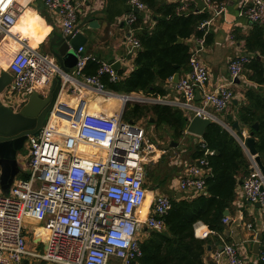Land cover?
<instances>
[{
  "label": "built area",
  "instance_id": "1",
  "mask_svg": "<svg viewBox=\"0 0 264 264\" xmlns=\"http://www.w3.org/2000/svg\"><path fill=\"white\" fill-rule=\"evenodd\" d=\"M88 1L43 0L47 9L56 11L64 36L73 33L78 12ZM128 3L131 11L126 23L131 29L126 41L131 51H137L140 43L132 31L136 21L133 9L144 11L146 8L140 0H128ZM205 3L216 13L223 6L217 7L209 0ZM21 10L16 0H0V38L7 36L19 46L8 65L11 83L3 92L17 109L27 102L29 92L42 95L56 76L62 77V86L71 85L73 92L88 86L98 94L112 96L101 82L104 75L111 82L117 80L110 65L92 59L97 65L96 73L84 75L82 69L87 59L79 56L75 67L79 78L71 80L52 58L30 47L28 38L21 32L14 33ZM184 11L182 7L176 9L177 14ZM239 16L249 23L264 26V0H244ZM210 22L211 19L204 21L199 29L207 30ZM203 42V38L196 39L197 45ZM81 51L79 48L78 52ZM249 61L247 55L234 57L227 67L230 83L206 91L210 73L199 51L193 47L188 71L179 76L176 84L181 100L171 105L201 118H209L206 108L226 111L236 97L229 86L234 85V79H239ZM196 91L200 94L199 106L194 104ZM78 117L77 120H74L75 115L68 117V126L75 130L73 137L59 131L60 121L50 124V120L37 136H27L28 178L14 181L7 194L0 192V264H21L26 256L49 264H136L141 257L137 233L142 225L154 232L164 230V217L171 207V199L166 195L153 198L143 222L135 214L147 197L144 154L153 149L145 129L118 116L80 113ZM76 143L97 146L102 152L77 155L74 153ZM199 147L202 156L189 165L188 177L180 181L182 192L198 194L204 190L207 157L212 156L213 151L202 141ZM254 158L250 156V172L240 185V197L243 202L250 205L257 202L260 209H264V176ZM30 219L37 224L30 223ZM226 222L224 218L223 223ZM246 228L250 230L251 225L247 224ZM39 229L45 231L46 239L39 236ZM27 236L36 242L45 241L43 253L28 250ZM261 246L259 259L263 260L264 239ZM221 259L226 264H245L234 244L223 243L222 251L215 250L212 262Z\"/></svg>",
  "mask_w": 264,
  "mask_h": 264
},
{
  "label": "crops",
  "instance_id": "2",
  "mask_svg": "<svg viewBox=\"0 0 264 264\" xmlns=\"http://www.w3.org/2000/svg\"><path fill=\"white\" fill-rule=\"evenodd\" d=\"M16 1L22 6V10L18 15L13 32L25 33L28 36L27 38L30 47L42 55L49 56L56 62V60L49 54L48 50L50 43L54 41L55 37L62 34L60 30L59 17L56 11L47 9L44 6L43 0ZM157 1L167 4H178L179 8H185V11L183 12L185 14H189L191 12L197 13L203 10L209 11L211 15V22L207 27V31L212 34L211 44L197 45L196 39L194 38H190L185 42L189 46L190 50L195 47L199 51V56L201 57L202 55L201 59L209 70V80L205 84L206 91H214L217 89V87L221 85H228L230 83L227 67L229 62L234 57L239 54H243L249 56L251 59L256 55L249 54L244 49L243 37L247 36L251 30V23H249L244 17L239 16L240 7L244 0H228L225 4H223L219 13H216V11L213 9L209 10L206 6L205 0ZM134 10L135 9H133V12ZM130 11L131 7L128 3V0H89L83 7H81L78 12L77 23L75 25V28L79 27L77 32H79L85 39L80 56L86 58L87 62L91 61L92 59H96L110 66L114 63H119L118 70L115 71L116 76L117 73L120 72V76L124 77L134 70V59L140 48L137 51H131L126 41L128 31L131 29L126 23V17ZM135 14H138V17L140 18L138 27L136 29L132 28L134 37L136 38L137 31L141 29H144V32L152 30L154 26V19L151 15V12L148 10H137V13ZM262 27L264 29V26ZM18 48V44L9 37L5 36L0 38V79L2 76L8 75L10 83L12 75L8 71V65L10 59L18 50ZM77 60L78 56L76 54L75 65L71 69V76H68L71 77V80L79 78L75 74ZM258 60L264 66V57L258 56ZM56 64L58 65L57 62ZM83 74L85 75V73ZM247 74L248 70L244 68L241 76L238 79V82H241V84H234H240L238 88L236 86L234 89L236 93V104H233L232 102V105L224 112H216L212 108L205 109V111L209 114V119L212 122L222 126L234 137H236L237 131H232V125L227 123L226 119L230 116L234 117V113L238 106L243 103L242 93L246 89L254 87V84L248 80ZM9 85L6 87V90L9 88ZM157 85L162 86L166 90V94L164 96H154L151 94H143L142 92H132L129 95L117 96V94L108 91L112 93V96L116 97L112 98V100L115 102L117 108H113L112 106L108 105V102L111 100L110 98L112 96L98 94L88 86H82L78 91L75 92L72 91L71 85L65 86V89L62 86L59 99L57 101L65 105L66 109L68 108V110H65L66 112H62V114H58L53 110L49 119V123L52 124L60 121L61 125L59 126V131L67 136L73 137L75 130L68 126L67 122L70 120V118H66L67 116L70 117L76 115V112H79V114L93 113L101 114L106 117L118 116L122 120V114L126 105H123L125 98H127L126 102L134 101L133 99H139L134 98L133 96L142 97V99L139 101L135 100L136 103H145L143 100H148L151 104H163L178 109V107L171 105V103L177 104L181 100L180 96L176 92V84H173L171 80H166L164 83L158 81ZM49 87L46 91H44V93H42L44 97L47 95ZM258 90L260 91L261 88H258ZM33 93L35 92L28 93V99ZM0 97L4 105L13 109H17L14 106L13 101L6 98L3 93ZM119 97L124 99L123 102L120 101ZM63 117L66 118L64 124L62 121ZM78 118L79 117L74 118V120H77ZM139 121L133 123L140 124ZM149 122L151 123V119ZM150 127L154 129L153 125ZM241 131L243 138L246 140L249 131L245 128H242ZM154 133V135L147 133L148 140L153 146V149L150 153H145L144 158L147 162V168H158L160 172L159 174L155 175L154 179L149 180V184L146 185L147 201L144 205V208H140L135 213L137 219L140 222H143L147 217L150 204L155 196L166 195L171 200H178L181 197L196 194L180 191L179 183L188 177V167L195 160L194 157L196 154V148L202 141V138L187 134L184 131V135L175 143L176 146H171L170 144H172V140L167 134V129L159 128L157 131L154 129ZM242 144L244 145V143H241V145ZM243 145L242 147L244 154L250 162V155ZM77 152L97 154L101 151L94 145L79 143L74 150L75 154H77ZM17 163L19 167L17 176H20L21 178H16V176L13 182L23 179L24 175L27 174V157L23 158L21 152L17 155ZM207 177L208 174L205 176V179ZM235 192L237 197L232 202L230 210H225L228 212V216H225V218H227V222L223 223L222 220V223L224 224L223 237L229 240L230 244L237 246L240 256L245 261V264H257L260 260L259 251L262 248L261 241L264 239V209L256 207L255 204L250 205L243 202L240 197V185H238ZM198 195H200V193H198ZM143 213H145V216L141 215ZM140 218L144 219L141 220ZM247 224L251 225L250 230L246 228ZM150 232L151 231L145 225H142L141 229L137 233V239L139 242L141 243L146 240ZM213 234V232L208 230V228L200 222L194 225V236L196 238L204 239L207 236ZM26 242L27 248L30 252H36L31 248L40 245H42L43 250L45 249V241L40 243L32 239V241L27 240ZM255 243L259 244L257 254H254L253 250V245ZM215 250H217V246L215 248H210L209 251L206 249L203 258L205 264H209L210 262L213 264H226L224 259L219 260L217 263L212 262V255L214 254ZM21 264L49 263L38 261L26 256L24 257Z\"/></svg>",
  "mask_w": 264,
  "mask_h": 264
},
{
  "label": "trees",
  "instance_id": "3",
  "mask_svg": "<svg viewBox=\"0 0 264 264\" xmlns=\"http://www.w3.org/2000/svg\"><path fill=\"white\" fill-rule=\"evenodd\" d=\"M154 19L152 30L136 32L140 43V51L134 59L135 69L127 76L117 73V80L111 82L106 75L101 78L106 91L115 94L129 95L132 92H142L154 96H164L166 90L157 85L171 80L174 74L188 71L190 48L185 43L188 39H201L203 44L212 42V34L206 29H199L204 21L211 19L209 11L177 14L178 4H167L157 0H140ZM228 0H209L215 6L223 5ZM136 21L132 25L136 29L140 18L135 14ZM182 39L178 44L177 40ZM244 49L249 54H256L245 66L247 78L254 87L242 93L243 103L238 106L234 117L226 119L231 125L237 122L240 130L236 137L217 123L212 122L204 131L202 142L213 151L207 157L208 177L205 179L204 195H187L178 200H171V207L164 217V230L151 231L149 236L140 243L141 257L136 264H205L204 254L207 247L215 248L230 241L223 237L225 218L224 211L230 210L236 199V188L250 172V163L244 154L241 143L245 142L242 128L253 132L254 149L264 166V66L258 56L264 57V29L258 24H251V30L243 37ZM97 65L88 61L82 72L85 75L96 73ZM119 75V76H118ZM258 88H261L259 91ZM108 105L117 108L110 100ZM186 114L177 108L163 104H126L122 120L137 122L141 119H151L155 131L159 128L168 130L172 144L183 135L188 124ZM258 123L256 130L252 126ZM241 142V143H240ZM77 146V144H76ZM78 150V149H77ZM199 144L194 159L202 156ZM78 155L82 152H77ZM164 161V160H163ZM146 168L148 180L159 174L158 168ZM28 175H24L26 180ZM147 201V199H146ZM202 223L213 232L204 239L194 236V225ZM263 260L257 264H264Z\"/></svg>",
  "mask_w": 264,
  "mask_h": 264
},
{
  "label": "water",
  "instance_id": "4",
  "mask_svg": "<svg viewBox=\"0 0 264 264\" xmlns=\"http://www.w3.org/2000/svg\"><path fill=\"white\" fill-rule=\"evenodd\" d=\"M134 12L137 13V10L135 9ZM78 28L79 27L74 28L73 33L70 35H57L48 47L49 54L56 60L59 69L65 76H71V69L76 62V54L78 57L80 56L78 49L82 48L85 42L84 37L77 32ZM181 42V39L177 40L178 44ZM118 67L119 63L111 65V69L114 71H117ZM178 79L179 74H174L171 81L173 84H177ZM62 82V77L56 76L52 79L48 93L45 97L35 92L20 109H13L4 105L0 97V189L3 194L8 193L14 178L19 172L17 155L25 147L27 136H37L42 127L49 120L53 110L58 114H62V112L64 113L68 110L65 105L57 101L62 88ZM9 83V76H2L0 79V96L6 90ZM238 83V79H234V84ZM63 88L65 89V86H63ZM126 101L127 98H125V102ZM195 101H200V94L198 91L195 92ZM125 102L123 105H125ZM236 102L237 101L234 99L233 104H236ZM75 116L77 118L79 112H76ZM66 118H68V116ZM186 120L188 124L185 132L199 138L203 137L206 127L212 123L209 118H201L194 112H190L187 115ZM257 127L258 123H255L252 126V129L256 130ZM231 129L235 132L239 130L237 122L232 124ZM252 134L253 132H249L248 137L244 142V147L250 156H255V162L264 176V166L255 152L254 140L251 138ZM170 145L176 146L175 143ZM241 184L242 182L239 183V185ZM262 190L263 189L261 188V191ZM199 193L200 195H203L204 190H201ZM255 206L259 207V204L256 202ZM224 216H228L227 211L224 212ZM258 247V243L253 245L254 254H257ZM209 249L210 247H207L208 251ZM217 251H222V245L217 244ZM209 264L213 263L210 262Z\"/></svg>",
  "mask_w": 264,
  "mask_h": 264
},
{
  "label": "rangeland",
  "instance_id": "5",
  "mask_svg": "<svg viewBox=\"0 0 264 264\" xmlns=\"http://www.w3.org/2000/svg\"><path fill=\"white\" fill-rule=\"evenodd\" d=\"M39 51V50H38ZM201 57H202V55H201ZM240 84H241V82H239ZM239 84V85H240ZM239 85H233L232 87L231 86H229V88L231 89V90H233L234 91V89L236 88V86H237V88H238V86ZM246 86V85H245ZM235 92V91H234ZM117 96H122V94H120V95H118L117 94ZM134 98H139V99H133L134 101H130V102H126L125 104H127V103H129V104H151L148 100H144V102L145 103H136V101H139L140 99H142V97H139V96H133ZM121 98V97H120ZM136 100V101H135ZM195 105H197V106H199L200 105V103L199 102H195L194 103ZM189 114V113H188ZM187 114V115H188ZM65 119V117H63V120ZM59 121V120H58ZM140 125L145 129V131L147 132V133H150V134H152V135H154L155 133H154V129H152L150 126H151V124L149 123V121L147 120V119H141L140 121ZM65 123V120L63 121V124ZM152 130V131H151ZM28 147L26 146V144H25V147L23 148V150L21 151V155H22V157L23 158H26L27 157V155H28ZM16 178H21L20 176H17ZM147 184H149V180L147 179ZM30 223H32V224H37V222L36 221H29ZM36 226V225H35ZM31 229V227L30 226H28L27 227V230H30ZM27 240L28 241H32V238H30V236H28V238H27ZM36 241V240H35ZM32 250H34V251H36L37 253H43V247H42V245H40V246H37V247H32L31 248Z\"/></svg>",
  "mask_w": 264,
  "mask_h": 264
},
{
  "label": "bare ground",
  "instance_id": "6",
  "mask_svg": "<svg viewBox=\"0 0 264 264\" xmlns=\"http://www.w3.org/2000/svg\"><path fill=\"white\" fill-rule=\"evenodd\" d=\"M22 33V35L23 36H25V37H28L25 33H23V32H21ZM82 92V91H81ZM112 98H116L115 96H112L110 99L112 100ZM120 98V97H119ZM123 100L124 99H122V98H120V101L121 102H123ZM101 101V100H100ZM146 101V100H145ZM102 102V101H101ZM104 102V101H103ZM143 102H144V100H143ZM77 144V146H78V144L79 143H76ZM90 145V144H89ZM97 147V146H96ZM102 152V151H101ZM146 199H147V197H146ZM145 203H146V200H145V202H144V205H145ZM144 205H143V208H144ZM141 215H143V216H145V213H143V214H141ZM141 219V218H140ZM144 218H142L141 220H143ZM29 221H36V220H33V219H30ZM37 222V221H36ZM37 232L39 233V236L40 237H43L44 239H46V237H47V234L45 233V231L44 230H42V229H39V230H37Z\"/></svg>",
  "mask_w": 264,
  "mask_h": 264
}]
</instances>
